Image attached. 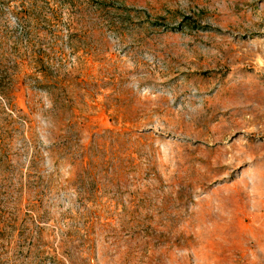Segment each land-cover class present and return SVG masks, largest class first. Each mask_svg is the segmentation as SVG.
I'll list each match as a JSON object with an SVG mask.
<instances>
[{"label":"rangeland","instance_id":"obj_1","mask_svg":"<svg viewBox=\"0 0 264 264\" xmlns=\"http://www.w3.org/2000/svg\"><path fill=\"white\" fill-rule=\"evenodd\" d=\"M263 220L264 0H0V264H264Z\"/></svg>","mask_w":264,"mask_h":264},{"label":"bare ground","instance_id":"obj_2","mask_svg":"<svg viewBox=\"0 0 264 264\" xmlns=\"http://www.w3.org/2000/svg\"><path fill=\"white\" fill-rule=\"evenodd\" d=\"M264 221V220H263ZM262 227H264V222H260L259 223V226H258V228H262ZM260 254V253H259ZM261 261H264V260H261Z\"/></svg>","mask_w":264,"mask_h":264}]
</instances>
